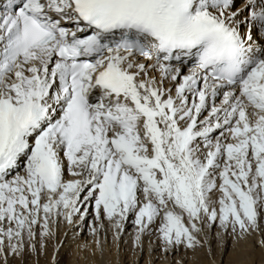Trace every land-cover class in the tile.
<instances>
[{"label":"snow or ice","instance_id":"obj_1","mask_svg":"<svg viewBox=\"0 0 264 264\" xmlns=\"http://www.w3.org/2000/svg\"><path fill=\"white\" fill-rule=\"evenodd\" d=\"M89 217L264 247V0H0V262Z\"/></svg>","mask_w":264,"mask_h":264},{"label":"bare ground","instance_id":"obj_2","mask_svg":"<svg viewBox=\"0 0 264 264\" xmlns=\"http://www.w3.org/2000/svg\"><path fill=\"white\" fill-rule=\"evenodd\" d=\"M65 231V225H62L59 229L56 239L47 241V247L44 251H41L40 245L37 244V263L42 264L40 263L41 258L45 256L48 257L46 259V264H52L54 245H57L60 241L63 242V250L66 252L64 254L65 258H63L66 259L65 263L67 264H122L124 259H127V261H133L132 264H134V260L136 261L140 255L141 258L144 259L143 264H146L147 262L152 263L153 261H158L157 264H166L169 260H171L170 257L172 256V254L164 253L161 250V242L155 234H153L151 237L145 235L144 237H148L149 239L145 242H143V239H141V247H136L134 243L135 230L133 229V225L130 223L126 225V229L124 233L120 236L119 240L114 239L113 232L111 231L112 233H109V230L106 232H102L98 237H93L90 234V231L88 230L85 233V238H77V240L80 242L76 243L75 239L77 237V232L73 230L72 232L70 231V234H67L65 236ZM90 239L93 240L92 243L89 242ZM97 239L100 240L102 246L105 249L103 257H100L99 255L93 257L91 255V251L94 250L96 247L94 241ZM259 239L260 237L258 235L254 236L252 238V243L259 242ZM86 240H88V242H86ZM108 240L110 241V244H107ZM229 243L231 244V248L226 259L223 261L224 264L241 263L240 260L243 259L244 256L246 257L247 255H250L251 258L258 261V264H263L260 263V258L263 256L261 250H255L254 248L252 251H242L240 250L239 245L233 237L227 236L222 239L220 237L219 229H215L211 233V252H209L208 247H205L204 251L200 253V257L198 258L199 262L201 264H211V260H207V257L209 256L211 257V259L212 257H214L215 264H218V261L220 260L222 255L221 251L223 250V248L227 247ZM85 244L89 246L87 249L83 247ZM179 255L180 257L185 258L186 263L188 261L187 264H193L189 263V254L185 256L182 251V253L176 254L175 257L178 258L177 260H180ZM59 259L57 260V262L60 261ZM9 260H12L11 256H9ZM18 261L19 258H17L15 262L18 263ZM27 261H30L31 264H33V261L31 259H25V264H28Z\"/></svg>","mask_w":264,"mask_h":264},{"label":"rangeland","instance_id":"obj_3","mask_svg":"<svg viewBox=\"0 0 264 264\" xmlns=\"http://www.w3.org/2000/svg\"><path fill=\"white\" fill-rule=\"evenodd\" d=\"M91 223H92V221H91V217H89L88 218V220H87V222H84L83 224H82V226L81 225H78L77 227H74V228H68V226L67 225H65V233H67V234H70L73 230H75L76 232H77V237H76V243H78V242H80V241H78L77 240V238H81V237H84L85 238V233H86V231H88L89 230V227H90V225H91ZM133 229H134V227H133ZM71 231V232H70ZM79 231V232H78ZM110 232L109 233H112L111 232V230H109ZM69 232V233H68ZM65 235V234H64ZM66 236V235H65ZM143 242H145V241H147L149 238L148 237H144L143 236ZM92 239H90V243H92ZM86 242H88V240H86ZM253 242V240L251 239V240H249V241H247V242H241V243H239L238 245H239V248H240V250H242V251H252L254 248H255V250H261L262 251V253H263V256L260 258V263H263L264 264V247H262V246H260L259 245V242H255V243H252ZM59 245H62L63 244V242L62 241H60L59 243H58ZM57 244V245H58ZM107 244H110V241L108 240L107 241ZM55 246V245H54ZM230 248H231V244L229 243L228 245H227V247H225V248H223V250L221 251V253H222V255H221V258H220V260L218 261V264H224V260L226 259V257H227V255L229 254V251H230ZM242 248V249H241ZM64 248H63V245L62 246H60L59 247V251L58 252H55V251H53V257L55 256V259H56V262H57V260L59 259L60 261H58L57 262V264H67V263H65L66 262V259H64L65 258V251L63 250ZM246 249V250H245ZM62 250V251H61ZM37 251H38V248H37ZM204 251V249L202 250V251H200V252H198L197 254H196V257L195 258H193L192 257V255L189 253V257H190V259H189V263H193V259H195V261H198L199 262V257H200V253H202ZM158 252V251H157ZM179 253H182V251L181 252H179ZM168 256V255H167ZM166 256V257H167ZM176 256V254H172V256L170 257V259L171 260H169L168 261V263H166V264H176V262L178 261L177 259V257H175ZM37 257V252L36 253H29L28 254V256L26 257V259L28 260H32L33 261V264H39V263H37V261H38V259L36 258ZM64 257V258H63ZM179 257H180V255H179ZM48 257H42L41 258V261H40V263H42V264H46V259H47ZM123 259V258H122ZM172 259H173V261H172ZM180 259H181V257H180ZM185 259V258H184ZM207 260H211V257H207ZM254 260V261H253ZM52 262H53V259H52ZM143 262H144V259H142L141 258V255L137 258V260L135 261L134 260V264H143ZM154 262V263H153ZM152 263H150V262H147L146 264H157L158 263V261H153ZM240 262L241 263H236V264H250V262H251V264H258V261H256L255 259H253V258H251V256L250 255H247L246 257L244 256L243 257V259H241L240 260ZM20 263V261H18V263H16V262H13V264H19ZM27 263L29 264H31V262L29 261H27ZM133 263V261H127V259H124V261H123V263L122 264H132ZM187 263H188V261H187ZM186 262H185V264H187ZM0 264H2V262H0ZM53 264V263H52ZM199 264H201L200 262H199ZM203 264V263H202ZM205 264V263H204Z\"/></svg>","mask_w":264,"mask_h":264}]
</instances>
